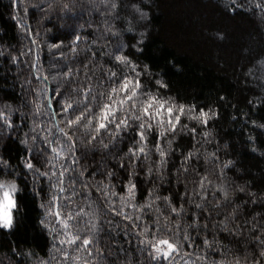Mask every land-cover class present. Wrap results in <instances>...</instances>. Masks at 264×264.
I'll use <instances>...</instances> for the list:
<instances>
[{
    "label": "snow or ice",
    "instance_id": "snow-or-ice-1",
    "mask_svg": "<svg viewBox=\"0 0 264 264\" xmlns=\"http://www.w3.org/2000/svg\"><path fill=\"white\" fill-rule=\"evenodd\" d=\"M73 7L54 0L43 12ZM93 7L102 19L89 36L74 34L71 58L57 37L45 68L39 33L19 15L27 50L0 49L12 64L23 57L29 70L28 98L0 104V230L16 226L23 180L41 200L39 223L51 239L46 259L31 250L14 254L32 264H116L120 253L133 264V251L144 258L136 264H264V185L238 182L227 143L222 158L210 127L219 109L165 95L169 84L135 58L149 35L142 0ZM227 7L264 21V0H227ZM251 63L247 75L264 89V54ZM248 104L264 108V95ZM249 123L264 132V123ZM247 139L257 152L259 136ZM11 141L22 146L16 156L4 151ZM97 152L95 166L84 163ZM121 235L135 247L116 243Z\"/></svg>",
    "mask_w": 264,
    "mask_h": 264
},
{
    "label": "trees",
    "instance_id": "trees-1",
    "mask_svg": "<svg viewBox=\"0 0 264 264\" xmlns=\"http://www.w3.org/2000/svg\"><path fill=\"white\" fill-rule=\"evenodd\" d=\"M52 2L54 0H18L17 4L15 0H0V49L27 50L29 39L15 19L19 15L21 21L39 33L40 62L45 68L56 51L50 52L48 45L58 42L57 37L63 41V51L71 58L68 46L74 34L89 36L102 19L100 11L93 7L98 0H61L74 4L70 12L45 14L43 8ZM37 4L40 7L33 6ZM142 6L148 13L144 23L149 35L143 53L135 58L150 65L154 78H162L169 84L165 95L176 97L180 102L218 108L220 118L210 127L217 133L222 158H225L223 145L227 143L226 158L236 161L240 173L238 182L254 180L264 185V156L260 155L264 152V144H260L264 141V132L249 123L250 120L264 123V108H250L248 104L249 100L264 95V89L247 75L252 57L259 59L260 54H264V21L246 9L234 15L224 0H142ZM218 32L224 35L223 40L215 38ZM131 35L125 33L126 38ZM23 60L22 57L21 62L12 64L7 56L0 57V104L18 106L28 98L25 80L29 70ZM146 82L151 84V81ZM221 96L226 99L221 101ZM249 134L260 138L257 152L250 150L253 145L248 143ZM187 141L185 138L179 143L183 145ZM20 148L21 145L11 141L4 151L16 156ZM102 155L101 152L90 154L84 163L95 166ZM236 175V172L229 173V176ZM20 187L23 190L17 194L16 226L12 230H0V264H32L27 257L14 254L13 249L16 253L31 250L46 259L51 247V239L39 223L43 214L40 198L34 195L30 182L21 180ZM126 239L121 235L116 243L125 249L134 248L135 243L129 245ZM131 255L133 264L144 259L135 251ZM127 260L128 257L120 253L116 264H126Z\"/></svg>",
    "mask_w": 264,
    "mask_h": 264
},
{
    "label": "rangeland",
    "instance_id": "rangeland-1",
    "mask_svg": "<svg viewBox=\"0 0 264 264\" xmlns=\"http://www.w3.org/2000/svg\"><path fill=\"white\" fill-rule=\"evenodd\" d=\"M224 2L225 3H227V0H224ZM247 10V9H246ZM253 14H255V13H253ZM255 15H257V17H259V15L258 14H255ZM260 18V17H259Z\"/></svg>",
    "mask_w": 264,
    "mask_h": 264
}]
</instances>
